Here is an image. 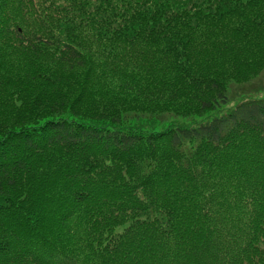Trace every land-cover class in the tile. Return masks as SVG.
<instances>
[{"label":"trees","instance_id":"obj_1","mask_svg":"<svg viewBox=\"0 0 264 264\" xmlns=\"http://www.w3.org/2000/svg\"><path fill=\"white\" fill-rule=\"evenodd\" d=\"M263 74L264 0H0V264H264Z\"/></svg>","mask_w":264,"mask_h":264},{"label":"rangeland","instance_id":"obj_2","mask_svg":"<svg viewBox=\"0 0 264 264\" xmlns=\"http://www.w3.org/2000/svg\"><path fill=\"white\" fill-rule=\"evenodd\" d=\"M258 85V87H262V88H260V91H259V93H257V95H259V94H261V95H263V89H264V75L262 76V79L261 80H259L258 82H256L253 86H257ZM232 88H231V99L233 98V91H237V92H240V93H237V94H235L234 95V99L236 100V99H238V97L243 93V92H246V93H248L251 89L249 88V87H240V86H238V85H235V84H233L232 86H231Z\"/></svg>","mask_w":264,"mask_h":264}]
</instances>
